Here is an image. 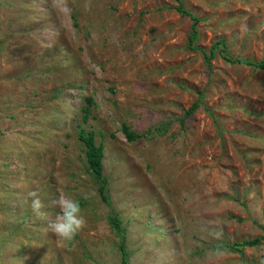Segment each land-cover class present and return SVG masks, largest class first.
Here are the masks:
<instances>
[{
	"label": "rangeland",
	"instance_id": "obj_1",
	"mask_svg": "<svg viewBox=\"0 0 264 264\" xmlns=\"http://www.w3.org/2000/svg\"><path fill=\"white\" fill-rule=\"evenodd\" d=\"M182 1L198 50L177 0H0V264H122L121 244L129 264H264V71L200 50L264 61V0ZM58 191L87 221L69 242L47 229Z\"/></svg>",
	"mask_w": 264,
	"mask_h": 264
},
{
	"label": "trees",
	"instance_id": "obj_2",
	"mask_svg": "<svg viewBox=\"0 0 264 264\" xmlns=\"http://www.w3.org/2000/svg\"><path fill=\"white\" fill-rule=\"evenodd\" d=\"M179 5L176 7V10L183 15L190 16V18L193 21L192 25V34L189 36V46L191 50H198L197 47L194 46L195 40L198 36V23L200 20L193 15L190 11H188L185 8V3L182 0H177ZM204 56L206 57L207 63L209 67L211 68V60L216 55V51L218 50L219 54L222 56V58L232 64H242L248 67L253 68L254 70L264 71V61L257 62L250 59H233L227 56V42L224 39H221L217 41L212 47H211V53L208 54L204 49H200ZM88 103L92 104V99H87ZM200 106L199 101L195 102L193 107L186 112V117H189L195 110L198 109ZM84 121L88 120V116L90 115L91 111L88 107L84 108ZM122 131L124 135L126 136L127 140L130 142L137 141L138 139L142 138L143 134H138L137 132L133 131L131 127L127 124H122ZM165 130L159 129V133L162 135L164 134ZM144 133L145 135L149 134ZM79 138L82 141V143L86 147V161L87 166L91 172V174L96 178L98 182V190L101 195V198L104 203H106L109 207L112 206L111 200H110V190H109V184L110 180L104 175V166H103V159H104V145L103 143L98 144L96 142V132L91 130L87 131L85 128H81L79 132ZM109 222L113 229L117 231V233L124 234L126 232V229L122 226L121 221L119 220L118 214L115 212H111L109 216ZM124 239V238H123ZM260 240H254V241H246L242 245L244 246H255L258 244ZM120 250L122 253V264H129V258L128 253L126 252L125 245H120Z\"/></svg>",
	"mask_w": 264,
	"mask_h": 264
},
{
	"label": "clouds",
	"instance_id": "obj_3",
	"mask_svg": "<svg viewBox=\"0 0 264 264\" xmlns=\"http://www.w3.org/2000/svg\"><path fill=\"white\" fill-rule=\"evenodd\" d=\"M27 197L30 199V208L33 214L38 218H47L46 205L40 198L39 193L35 190L29 191ZM49 203L58 211L55 217L47 222V229L60 242L74 240L78 232L87 223L85 216L82 214L80 202L72 199L63 191H58L56 197ZM217 235L219 236V233Z\"/></svg>",
	"mask_w": 264,
	"mask_h": 264
}]
</instances>
